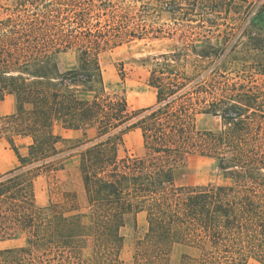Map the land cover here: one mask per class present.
Segmentation results:
<instances>
[{"label": "trees", "instance_id": "obj_1", "mask_svg": "<svg viewBox=\"0 0 264 264\" xmlns=\"http://www.w3.org/2000/svg\"><path fill=\"white\" fill-rule=\"evenodd\" d=\"M47 18H0V101L16 98L15 112L0 118V136L21 162L0 174V241L25 236L22 246L0 248V264H127L121 230L140 211L148 228L131 264H173L177 245L188 248L178 264H264V26L246 27L230 47L205 39L146 56L156 101L130 111L125 92H107L90 49L77 46L76 66L62 67L74 44ZM228 75L241 81L227 88ZM199 115L218 127H199ZM57 124L82 130V138L69 146ZM134 129L144 152L121 156ZM19 136L32 139L27 155ZM60 144L79 147L84 210L73 192L65 210L37 201L35 181L53 170ZM191 154L215 158L229 183L178 184Z\"/></svg>", "mask_w": 264, "mask_h": 264}, {"label": "rangeland", "instance_id": "obj_2", "mask_svg": "<svg viewBox=\"0 0 264 264\" xmlns=\"http://www.w3.org/2000/svg\"><path fill=\"white\" fill-rule=\"evenodd\" d=\"M7 13L29 15L30 19L47 13L45 22L60 30L74 44L63 55L62 67L76 66L77 46L90 49L100 58L107 92H125L130 111L152 105L156 100V90L148 82L149 65L142 61L146 56L177 54L205 39L230 47L241 38L246 27L264 26V0H22L17 5L13 0H0V18L6 17ZM208 77H212L210 71ZM226 77L227 88L231 83L241 81L234 75ZM207 78L204 76L202 80ZM259 82L254 78L252 83ZM197 121L201 128L219 125L218 119L205 115H199ZM67 143L72 146L76 141L69 139ZM59 147V156L52 162L53 170L45 171V168L35 181L37 201L40 204L52 201L65 210L71 201L67 194L73 192L84 210L86 196L79 166V147L63 148L61 144ZM127 152L143 154L139 130L125 134L119 154L123 156ZM176 182L204 185L227 184L229 180L223 176L215 158L191 154L186 159V170ZM147 228V216L128 217L121 230L124 235L121 258L127 264L132 263ZM24 244L25 236L19 234L2 240L0 247L15 248ZM184 251L188 248L179 245L174 248L173 264H178ZM90 254L91 245L83 251L84 256ZM249 264L257 262L251 260Z\"/></svg>", "mask_w": 264, "mask_h": 264}, {"label": "crops", "instance_id": "obj_3", "mask_svg": "<svg viewBox=\"0 0 264 264\" xmlns=\"http://www.w3.org/2000/svg\"><path fill=\"white\" fill-rule=\"evenodd\" d=\"M156 96V92H155ZM156 101V100H155ZM129 103V102H128ZM154 104V103H153ZM16 110V98L13 94H7L3 100L0 101V118L13 114ZM139 130L140 129H134ZM54 131L57 134L62 135L65 138L71 140H79L83 136V131L80 129H66L60 124L55 125ZM90 135H94L95 129L92 128L89 130ZM141 133V131H140ZM142 135V134H141ZM143 141V140H142ZM32 142L30 136H19L16 138V143L19 148V151L22 155L28 154L29 144ZM21 164L17 154L11 148V145L5 136H0V174L10 171L19 167ZM146 216V211H140L137 213ZM1 243V241H0ZM1 248V247H0Z\"/></svg>", "mask_w": 264, "mask_h": 264}]
</instances>
